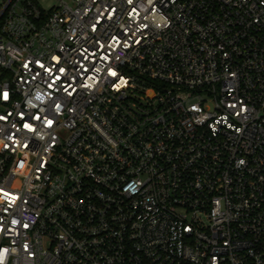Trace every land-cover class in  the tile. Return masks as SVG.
<instances>
[{"label": "built area", "instance_id": "1", "mask_svg": "<svg viewBox=\"0 0 264 264\" xmlns=\"http://www.w3.org/2000/svg\"><path fill=\"white\" fill-rule=\"evenodd\" d=\"M4 0L0 264H264V0Z\"/></svg>", "mask_w": 264, "mask_h": 264}, {"label": "rangeland", "instance_id": "2", "mask_svg": "<svg viewBox=\"0 0 264 264\" xmlns=\"http://www.w3.org/2000/svg\"><path fill=\"white\" fill-rule=\"evenodd\" d=\"M4 0H0V8ZM42 4L45 8H50L56 4L55 0H42Z\"/></svg>", "mask_w": 264, "mask_h": 264}]
</instances>
